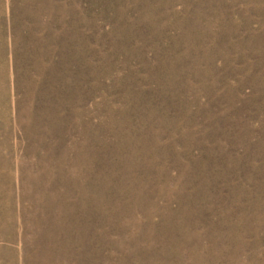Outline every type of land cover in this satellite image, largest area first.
<instances>
[{"label":"rangeland","instance_id":"1","mask_svg":"<svg viewBox=\"0 0 264 264\" xmlns=\"http://www.w3.org/2000/svg\"><path fill=\"white\" fill-rule=\"evenodd\" d=\"M263 2L202 0V7L186 5L181 21L173 15L167 20L178 44L187 48L204 45L219 22L223 43L230 36L239 40L232 48L237 59L254 61L240 88L252 81L264 94V73L252 76L255 68L264 69ZM100 14L101 0H0V264H102L99 127L91 123L94 113L87 112L81 89L102 74L90 59L99 62ZM252 22L258 23L256 32ZM167 30L160 25L157 34ZM224 51L218 45L213 55L197 48L194 59L186 56L208 96L220 82L213 77L208 83L214 70L203 69L206 62L226 58ZM219 96L228 101L225 92ZM193 187L189 183L183 190ZM252 195L232 191L233 205L211 220L208 231L177 230L182 235L176 246L158 249L160 256L149 264H264V197ZM198 198L189 194L187 201L201 207ZM184 201L165 220L179 218Z\"/></svg>","mask_w":264,"mask_h":264},{"label":"trees","instance_id":"2","mask_svg":"<svg viewBox=\"0 0 264 264\" xmlns=\"http://www.w3.org/2000/svg\"><path fill=\"white\" fill-rule=\"evenodd\" d=\"M201 1L101 0L103 42L99 62L93 55L90 59L102 74L81 89L87 112L94 113L91 123L99 127L102 264L156 262L158 249L176 246L182 235L177 230L208 231L211 220L233 205L228 199L232 191L264 197V94L252 81L249 88H240L253 58L237 59L232 48L239 40L230 36L224 44L219 22L204 45L187 48L178 44L175 26L167 20L173 15L181 21L187 10L202 7ZM164 24L168 30L159 37L158 27ZM205 26L202 22L201 30ZM251 26L256 32L258 23ZM218 45L226 58L206 62L203 70H214L207 81L216 77L220 89L208 96L186 56L194 59L197 48L213 55ZM260 70L264 73L255 68L252 76ZM217 96L222 98L218 103ZM189 183L195 187L183 190ZM193 193L203 201L201 207L187 201ZM183 200L179 218L165 220L167 211L177 210Z\"/></svg>","mask_w":264,"mask_h":264}]
</instances>
